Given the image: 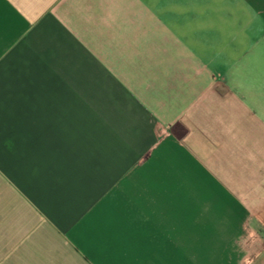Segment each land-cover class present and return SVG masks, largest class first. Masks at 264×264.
<instances>
[{"label": "crops", "instance_id": "crops-1", "mask_svg": "<svg viewBox=\"0 0 264 264\" xmlns=\"http://www.w3.org/2000/svg\"><path fill=\"white\" fill-rule=\"evenodd\" d=\"M264 225V0H0V264H242Z\"/></svg>", "mask_w": 264, "mask_h": 264}, {"label": "rangeland", "instance_id": "rangeland-1", "mask_svg": "<svg viewBox=\"0 0 264 264\" xmlns=\"http://www.w3.org/2000/svg\"><path fill=\"white\" fill-rule=\"evenodd\" d=\"M255 232L251 236H247L244 240V248H246L245 257L242 264H264V225H252Z\"/></svg>", "mask_w": 264, "mask_h": 264}]
</instances>
